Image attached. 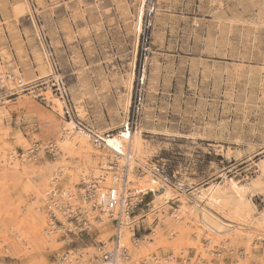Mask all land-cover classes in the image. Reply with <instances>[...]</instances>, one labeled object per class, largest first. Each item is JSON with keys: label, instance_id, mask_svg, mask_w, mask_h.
Returning a JSON list of instances; mask_svg holds the SVG:
<instances>
[{"label": "rangeland", "instance_id": "rangeland-1", "mask_svg": "<svg viewBox=\"0 0 264 264\" xmlns=\"http://www.w3.org/2000/svg\"><path fill=\"white\" fill-rule=\"evenodd\" d=\"M27 1L17 15L13 7L21 0H0V109L5 107L0 155L8 159L15 153L21 159V171L0 164V264H67L69 254L93 251L99 258L115 245V233L105 247L80 210L90 203L89 175L75 180L64 171L54 185L48 182L54 186L50 193L54 190L60 199L57 207L50 204V193L37 198L35 176L45 166H75L60 153L63 123L94 131L118 127L130 74L126 123L131 130L142 128L152 178L171 188L172 200L162 206L168 217L183 192L191 198L194 190L219 184L223 177L245 184L259 175L264 163V0H166L158 23L155 12L161 3L156 0L150 38L140 37V19L134 53L130 18L134 14L133 23L137 0ZM12 65L22 73L21 84L1 80ZM46 90L64 102L63 118L54 115ZM136 167V176L146 175ZM164 185L142 197L129 214L128 241H145L148 247L132 257L133 264L172 259L169 264H264L262 233L250 234L247 244L246 230L237 240L233 234L216 235L203 227L197 213L179 234L165 227L152 208ZM68 188L78 192L74 207L60 197ZM250 203V212L242 204L239 214L264 210V195L253 194ZM27 209L34 217L38 213V221L25 217ZM89 210L91 218L98 217ZM42 217L53 239L43 247L32 233Z\"/></svg>", "mask_w": 264, "mask_h": 264}, {"label": "bare ground", "instance_id": "bare-ground-1", "mask_svg": "<svg viewBox=\"0 0 264 264\" xmlns=\"http://www.w3.org/2000/svg\"><path fill=\"white\" fill-rule=\"evenodd\" d=\"M40 1H42V0H40ZM27 2H28L27 0H21V3L19 6L16 5V7L15 6L13 7L14 11L17 15L20 14L24 8H27V6H28ZM142 2H143V0H137V6L134 9L135 21L133 20L134 21L133 23L131 21H132V18L134 17V14L130 18V28H131V32H132V36H133L132 37V46H133L132 52L133 53L136 49L137 36L140 33V19H141V14H142V5H143ZM159 3H161V4L158 6V9H156V12H155L157 23L160 20L159 16L163 15L162 12H164L163 8L165 7V6H163V4H166V0H159ZM141 24H142V21H141ZM165 24H162V25L164 26ZM13 50H15V49H13ZM6 72H2V74H1V80L4 83L5 82L11 83V81H13V80H16L17 84L19 82H20V84L22 83V81H23L22 80V78H23L22 73H21V71H19L18 68H16V66L12 65V67L10 69H8V72L7 73ZM50 72H51V70H50ZM18 77H20V79H21L20 81H18L19 80ZM122 80H124V79H122ZM132 80H133V76H132V74H130V76L127 77L126 83H125L127 93H126V96L124 98V103H123V108H122L123 116H121V115L119 116L121 118V121L119 122L118 127L115 126V128H113V129L109 128V129H105V130L102 128L103 130H101V131H94L95 129L94 130H90V129L87 130L86 129L87 130L86 131L84 129L86 127L73 129L72 125H70L68 123H63L61 133L57 139L59 144L58 143L57 144L60 147L59 148L61 151L60 153H62L63 156L69 157L71 159V161L75 164V166H72V167L71 166L60 167V165H59V167H58V165H57V167L56 166H45V168L44 169L41 168L40 171H38L36 169L38 171V175L35 176L36 179L34 178L37 181V182L35 181L37 183L36 187H35V192H36L37 198L39 199L41 197H47L48 196V194L50 193V190H52L54 188V186H53V188L51 186H49L48 182H50L51 185L52 184L54 185L56 182L55 177L56 176L57 177L64 176V174H65L64 171L65 172L68 171L69 172L68 177L71 179H75V180L78 177V175H80L79 177H81V179H83V180H86V178L84 177L85 175H89V177L91 178L92 181L90 182V184H85V185H87V188L89 190V191L87 190L89 192V193L87 192V194L89 195L88 197L90 199V203H89V205L87 204L86 207H82L80 210L83 212L84 215L89 217L90 221L93 222L91 227L96 229V231L99 235L98 240H100V242H102V244L105 247H109L108 244H110L109 243L110 239L108 237L113 232L115 233V245H113V244L112 245L114 246V252L117 253V258H116L117 264H133L134 262H133V260H131L132 257L135 258V256L137 254H139L140 252H142L144 250L147 252V250L144 249V247H146V248H148V247L145 246V244H144V243H146L145 241H144V243H141L140 245L138 244L139 241H136L134 239H132V240L130 239V241H128V238L126 237V235L129 233V231H128V229H129V227H128L129 213H124V212L118 213L116 209H108L106 207L105 201L103 200L104 197L102 198V196H104V194L110 189H114V190L118 191L119 193L122 192L124 195L123 197H125V196H127L128 191H137V192L154 191L155 192L157 187H158V189H160V186L162 187L164 185L161 183L159 185V181L157 183V181L155 179H153L155 176V175H153L154 168H152L153 172L151 173L150 172L151 168L147 167L148 164H147V161L144 157V150L145 149L143 147L142 138H141V129L142 128L140 129L139 127H137L136 129L131 130V131H129V130L124 131V129H122L124 127V125L126 124L127 113L129 111V103H130L129 95L131 92ZM2 81H1V83H2ZM46 92H47V90H46ZM45 95L47 97V100H50L52 102L51 107H52V110L54 111V115H55V113H57L60 117L63 118L64 102L61 101L60 99L54 98L50 94L49 91L47 93H45ZM80 97H82V96H80ZM32 104H34V103H32ZM4 112H5V107L0 109V115H4ZM70 123H71V121H70ZM114 131L116 132L114 134H108V136H106V134H105V132L111 133ZM95 140H97V142ZM94 142H96V143H94ZM52 147H54V146H52ZM3 154L4 153H2L0 155V164L2 163L1 165L3 166V168L4 167H6L5 169H11L12 168L13 171L19 170V168L21 167L20 156L16 155L14 153L10 158L6 159ZM57 164H60V163H57ZM261 164H262V162H261ZM136 166L142 167L145 170V172H147L146 175L140 174L139 176L138 175L136 176L134 174V172H135L134 169L137 168ZM54 167H56V168H54ZM36 170H34V171H36ZM54 170L58 171V172H56L55 176L52 172ZM19 171H21V170H19ZM24 172L25 171H23V173ZM16 173L19 174L18 171H16ZM16 173L14 172V174H11V175H13L12 178L15 177L14 175ZM20 176H22V175H20ZM158 176L162 177L160 175H158ZM162 179L164 181H166L165 183L169 182L164 177H162ZM59 180L60 179H58V181ZM71 184H73V183H71ZM73 185L75 186L76 184H73ZM164 186H165V187H163L164 190H160L159 194L154 195V198H153V204L154 205L152 208L157 211L159 221L162 219H165L163 221V225L167 228L172 229V232L174 229L175 234H179L181 232L180 230H182V228H183L182 225H185V227H186V225L189 223V221H188L189 217L194 216V213H197L199 215V218H200V221H201L203 227H206L210 232H213L216 235L227 236L229 234H233V236L237 240L240 237V234H238V233H241V231L246 230L247 232L245 233V237H248V238H246V240H244L246 243V241H249V237H250L249 235L250 234H252V233L264 234V210L256 211L257 212L256 214L247 213L244 216L239 214V212H240V210H239L240 206L239 205H242V204H243V207L248 212H250V210H249V206L251 205L250 198L253 197V194L256 193L259 195H264V163L260 166L259 175H256L255 179H253V180L251 179V181H248L245 184H242L233 178L223 177L222 181L219 184L212 185L205 190L204 189L203 190H199V189L194 190L190 195L191 198H189L188 197L189 195H186L183 192V194L178 195L181 197L179 199L180 203L177 206V208L172 209L173 213L171 214V216L169 215V217L167 215L168 209H165L166 207L162 208V206L164 203H167L168 201L172 200L171 194H170L171 188L167 187L166 185H164ZM78 190H80V189H78ZM76 193H78V192L74 193V191L71 190V188L70 189L68 188L67 190L64 189L60 193V197L64 200V204H66L67 206L71 205L72 207H74V203L78 201L76 198ZM50 194H52V197H53L52 199L49 198L51 201L50 204L52 206L57 207L58 204L60 203V199L57 198V195L54 192V190ZM83 194L85 195V193H83ZM86 202L88 203V201H86ZM235 203L237 204L238 207L235 206L236 205ZM80 205L83 206L84 204L81 203ZM35 207H38V206H35ZM91 207H92V209H94L96 212L99 213L98 217L97 216H94L93 218L90 217V212H89L90 210L89 209ZM28 208H30V207H28ZM60 209L62 210V208H60ZM31 210H33V209H31ZM63 210H64V208H63ZM225 211L228 212V213H226V215H225ZM22 213L26 214L25 217H28L31 221H33V220L38 221V213H37V216H35V217L32 216L33 213H31V211L29 209L23 210ZM224 216H227L231 221L223 219ZM250 217L253 218L254 220L253 221L249 220ZM112 220L114 221V223L115 222H117V223L116 224L112 223ZM39 221H41V225H39L37 229L33 230L34 232H32V231L31 232L34 233V235L40 237L38 239V241H39L40 246L43 247V246H45V244L47 246V244L52 243L53 239L51 238L52 236L50 237V234H49V232L51 231V228H45L46 222L43 219V217ZM112 225L114 227V231L112 230ZM53 229H55V228H53ZM195 230H196V228L194 229V231ZM208 230H206V231H208ZM184 231H187V230H184ZM35 244H38V242ZM148 244H150V243H148ZM148 244H146V245H148ZM138 245H139V247H138ZM110 247H112V246H110ZM110 247L105 248V250L109 251ZM245 248H246V246H245ZM103 249H104V247H103ZM84 251L81 250L80 255L79 254L77 255V253H74V255L76 254L77 257H79V259H81V260H77L76 259L77 257L75 259H71V258H73L72 256H74V255L69 254L67 264H107L103 260L102 253L98 258V255L96 256V253L94 254L93 251H88V252L87 251L84 252ZM100 251H99V253H100ZM64 258L66 259V257H64ZM139 258H140V256H139ZM141 262L143 264H155L154 262L151 263L148 260H141ZM169 263H173V259H172V262L170 260H167L166 264H169ZM64 264H66V262Z\"/></svg>", "mask_w": 264, "mask_h": 264}, {"label": "built area", "instance_id": "built-area-1", "mask_svg": "<svg viewBox=\"0 0 264 264\" xmlns=\"http://www.w3.org/2000/svg\"><path fill=\"white\" fill-rule=\"evenodd\" d=\"M142 3V24L140 37H142L144 41H148L150 38V31L152 29L156 0H143ZM122 129H124V131H131V126L127 122ZM95 141L97 142V140ZM156 172H158V170ZM153 193L154 192L152 191H128L127 196L123 197L124 195L122 192L119 193L114 189H110L104 194V196H102V198L104 197L103 200L105 201L106 207L108 209H116L118 213H129L131 216L133 210L142 202V197L146 195H153ZM116 223L117 222H115V224ZM100 248H103V245H101ZM101 253L103 260L107 264H117V253L114 252L113 245L109 251L102 250Z\"/></svg>", "mask_w": 264, "mask_h": 264}]
</instances>
